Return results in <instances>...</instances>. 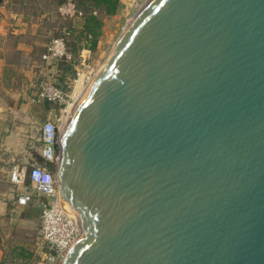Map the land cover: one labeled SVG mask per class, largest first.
Segmentation results:
<instances>
[{
  "label": "water",
  "instance_id": "obj_1",
  "mask_svg": "<svg viewBox=\"0 0 264 264\" xmlns=\"http://www.w3.org/2000/svg\"><path fill=\"white\" fill-rule=\"evenodd\" d=\"M61 152L64 264H264V0H152Z\"/></svg>",
  "mask_w": 264,
  "mask_h": 264
},
{
  "label": "crops",
  "instance_id": "obj_2",
  "mask_svg": "<svg viewBox=\"0 0 264 264\" xmlns=\"http://www.w3.org/2000/svg\"><path fill=\"white\" fill-rule=\"evenodd\" d=\"M62 1L0 0V264H26L40 230L44 200L20 205L25 189L11 176L16 168L29 175L32 167L41 166L42 128L59 114L37 93L48 72L40 68L42 55L53 38L51 27L62 20ZM18 233L32 243L19 242Z\"/></svg>",
  "mask_w": 264,
  "mask_h": 264
},
{
  "label": "built area",
  "instance_id": "obj_3",
  "mask_svg": "<svg viewBox=\"0 0 264 264\" xmlns=\"http://www.w3.org/2000/svg\"><path fill=\"white\" fill-rule=\"evenodd\" d=\"M59 13L64 21L71 23V31H65L67 37L84 29L85 15L78 10L74 2L64 3ZM91 53L90 50L84 49L77 58L70 51L66 37L54 38L47 45L40 68L48 72L38 85L37 97L39 101L55 104L59 109L57 118L46 123L41 132L42 156L47 161L56 160L60 165L61 139L70 117V108L75 103L79 87L87 89L97 77L85 55ZM61 62L71 65L75 70V77L69 79L67 87L59 82L57 65ZM27 177L30 185L26 184ZM11 182L25 189L18 198L20 205H27L35 198L44 200L40 230L33 250L37 264H64L82 239L83 233L64 207L58 174L43 165L32 167L29 175L16 168L12 172Z\"/></svg>",
  "mask_w": 264,
  "mask_h": 264
},
{
  "label": "trees",
  "instance_id": "obj_4",
  "mask_svg": "<svg viewBox=\"0 0 264 264\" xmlns=\"http://www.w3.org/2000/svg\"><path fill=\"white\" fill-rule=\"evenodd\" d=\"M75 3L79 11H82L85 15L84 29L79 33H72L70 36L65 35L66 30L71 31V23L68 21L55 22V26L58 27L57 33L50 39L66 37L68 47L70 51L79 58V55L84 49L90 50L95 53L99 44L100 36L102 35V29L105 25V20L108 17L117 14L121 0H69ZM63 4L68 0L62 1ZM49 41V42H50ZM84 43V45L82 44ZM47 52V46L43 55ZM42 55V57H43ZM59 70V82L66 86L69 79L75 77V70L73 67L65 62H61L57 65ZM67 87V86H66ZM58 113L59 109L57 107ZM41 166L45 163L43 156L38 157ZM53 171H56V167L48 164ZM30 259L29 263L37 264L34 252L27 258ZM36 261V262H35Z\"/></svg>",
  "mask_w": 264,
  "mask_h": 264
},
{
  "label": "rangeland",
  "instance_id": "obj_5",
  "mask_svg": "<svg viewBox=\"0 0 264 264\" xmlns=\"http://www.w3.org/2000/svg\"><path fill=\"white\" fill-rule=\"evenodd\" d=\"M149 3V0H121V5L117 14L106 18L105 25L102 29L103 33L100 36L96 52L85 54L88 63H90V65L93 67L94 73L96 75L100 73L106 63L110 60L129 27ZM57 29L58 27H56L54 24V26L51 27V35L54 36L57 33ZM83 91L85 93L86 89L84 90V87H79L75 101L78 100V98L80 97L79 95L82 94ZM50 163L51 165L56 167V171H53L52 168L48 165ZM43 166H47L49 170L54 174H58L59 163L56 160H45ZM29 238L23 236L22 233H18L15 235V239H18L19 242H25L29 240V243H32L31 238ZM26 261V264H33L29 263L30 259H26Z\"/></svg>",
  "mask_w": 264,
  "mask_h": 264
},
{
  "label": "bare ground",
  "instance_id": "obj_6",
  "mask_svg": "<svg viewBox=\"0 0 264 264\" xmlns=\"http://www.w3.org/2000/svg\"><path fill=\"white\" fill-rule=\"evenodd\" d=\"M151 1H152V0H151ZM151 1H150V2H151ZM127 31H128V30H127ZM84 90H85V89H84ZM83 93H84V91H83ZM83 93L80 94L79 96L81 97V96L83 95ZM79 96H78V97H79ZM80 97H79L78 100L75 101V103L71 106V108H70V116L72 115V113H73V111H74L76 105L78 104V102H79V100H80Z\"/></svg>",
  "mask_w": 264,
  "mask_h": 264
}]
</instances>
